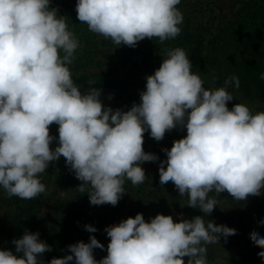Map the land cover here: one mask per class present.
<instances>
[{
  "label": "clouds",
  "instance_id": "obj_1",
  "mask_svg": "<svg viewBox=\"0 0 264 264\" xmlns=\"http://www.w3.org/2000/svg\"><path fill=\"white\" fill-rule=\"evenodd\" d=\"M181 0H76L80 23L116 45L135 48L145 38L160 44L182 31ZM51 0H0V188L8 198L32 200L45 194L40 177L61 157L81 183L93 206H116L130 181L148 178L141 166L159 162V183L171 182L186 206L204 215L186 219L142 213L104 229L107 255L95 235L68 246V253L47 264H209L207 246L237 230L205 221L227 192L234 200L260 196L264 189V111L236 100L229 88H239L232 75L223 86L192 72L182 47L164 48L163 61L146 76L140 102L127 111L105 106L101 91L82 93L70 66L81 42ZM260 79L264 80V73ZM111 99V96H109ZM58 125V138L50 126ZM186 129L183 138L163 148L166 159L146 152L144 135L157 142L166 132ZM58 141L52 149L53 141ZM214 193V195H210ZM264 225V220L260 221ZM86 231L95 233L93 225ZM38 232L24 231L12 240L15 252L0 250V264H45L51 246ZM250 239L264 249V237L253 230ZM264 260V251L257 254ZM185 257L187 261L185 262Z\"/></svg>",
  "mask_w": 264,
  "mask_h": 264
},
{
  "label": "trees",
  "instance_id": "obj_2",
  "mask_svg": "<svg viewBox=\"0 0 264 264\" xmlns=\"http://www.w3.org/2000/svg\"><path fill=\"white\" fill-rule=\"evenodd\" d=\"M239 3L241 5L234 19L221 21L216 31L211 33L207 31L209 30L207 21H202L201 18L197 21L199 15L205 11L202 5L190 0H181L177 7L182 11L184 19L181 34L177 38L168 40L164 44H160L157 38L153 40L145 38L138 42L135 48L124 45L116 48L111 40L90 32L86 24L79 22L75 10L76 0H51V6L57 7L59 14L68 18L69 29L74 31L81 42V47L76 52V60L70 66L73 79L80 88H89L92 83L95 84L90 85L91 87L116 88L119 85L115 76L118 70L115 67L94 71V67L101 66L103 58L107 56L118 55L123 59L122 62H125L135 57L137 53L150 59L154 53H163L164 48L182 47L188 53L193 73L212 72L216 87L223 86L226 78L235 75L239 78V88L228 90L233 94L239 93L242 99L261 105L264 104V80L260 79L261 73H264V0H241ZM112 49L113 52L110 51ZM144 90L134 85L130 94L121 95L115 101L102 103L114 110L119 108L127 111L134 102H140V92ZM235 98L236 100L228 102L229 108L235 103H242L241 99L236 96ZM254 110L264 111V107H254ZM50 134L58 138V125L50 126ZM185 135L186 129L181 130L177 127L166 132L163 140L157 142L146 132L143 148L146 152L155 153L160 160H164L166 154L162 149H170L174 140ZM53 142L56 147L58 141ZM155 164L158 166L159 162ZM145 173L148 178L143 184L133 186L130 181L125 183L126 193L116 206L108 204L93 206L89 202L88 195L76 189L81 182L75 178L74 173L66 166L65 159L61 157L58 161L49 164L47 174L40 179L45 185L48 181L54 186L69 187L74 201L72 209L64 211L57 224L55 222L51 227L45 226L43 218L38 215L39 202L43 194L32 200H22L18 197L8 198L0 188V209L4 206L13 208V216L6 226L7 229L4 230V237L12 242L13 239L20 238L25 230L38 232L39 239L52 248L41 257L47 264L54 257L60 258L70 254L68 253L70 244L81 240L87 243L90 235H95L97 238L102 231L106 233L104 231L106 227L118 224L128 217H134L137 213H142L146 221H150L157 214L172 215L175 218L176 213L182 212L186 219L204 215L199 209L186 206L187 197L179 196L171 182L161 186L158 170L153 174L145 170ZM219 201H225L237 211L243 210L244 205L248 203V201L234 200L226 191L220 194ZM57 204L59 205L60 202ZM260 209L262 206L258 207V210ZM223 211L226 210L219 211L215 208L209 216H204V219L206 222L212 220L217 225H221L223 223L221 219L225 220L228 217ZM85 225H93L97 231L89 233ZM4 249L12 250L0 245V250ZM260 261L261 258L255 255L244 264H260Z\"/></svg>",
  "mask_w": 264,
  "mask_h": 264
},
{
  "label": "rangeland",
  "instance_id": "obj_3",
  "mask_svg": "<svg viewBox=\"0 0 264 264\" xmlns=\"http://www.w3.org/2000/svg\"><path fill=\"white\" fill-rule=\"evenodd\" d=\"M240 1L241 0H190V2L200 3L205 9V11L199 15L197 21H199L200 18L202 21H207L210 30L207 31L211 33L216 31L221 21L226 22L234 19L241 5L239 3ZM110 51L113 52V49ZM162 54L163 53H154L150 59H147V56L142 57L136 53L135 57L125 62H122L123 59L118 57V55H110L103 58L101 66L94 67V71H104L105 69L115 67L118 70L115 76L117 77V83H119V85L116 88L94 87L101 91V102L115 101L121 95L130 94L133 91L134 85L145 89L146 76L153 74L154 71L159 68L163 61ZM196 74L200 75L201 78L205 80V87H209L210 82L215 80L212 72H201ZM80 90L82 93H86L88 88L82 87ZM234 95L241 99L242 103H247L255 107H264V104L256 105L248 99H242L237 92H234ZM109 96H111V99H109ZM50 147L52 149L55 148L54 142ZM141 166L152 174L155 170H158V166L155 163L145 162ZM47 170L48 168L46 169V173L42 174V176L47 174ZM46 182L47 191L40 198V210L38 215L40 218H43V225L51 227L55 222L57 224V221L64 211L72 209L74 201L72 200L69 187L54 186L48 181ZM246 201H248V203L244 205L245 208L240 211L231 208L225 201L219 202L217 207L218 210L222 211L225 209L226 211L223 212L228 216L225 220L223 218L221 219L223 220V223L221 222L222 225L236 229L237 234L228 237L226 241L221 237L220 244H210L207 246V259L209 264H244L245 262H249V259L257 255L258 252L264 251V249L256 247L250 239V233L253 230L264 237V225L260 223V221L264 220V193H261L260 196H249ZM57 202H60V204L58 205ZM259 206H262V209L258 210ZM179 214L183 213H176L174 220L177 219ZM12 216V207L4 206L0 209V245L15 250V245L8 239L6 240L3 234L5 232L4 230L7 229L6 226L11 222ZM218 220H220V218H218ZM102 232L98 235L97 239L104 244L105 248L103 250H94V257L97 260L107 255L106 249L109 238L106 233ZM184 259L186 262L188 258L185 257ZM260 264H264V260H261Z\"/></svg>",
  "mask_w": 264,
  "mask_h": 264
}]
</instances>
